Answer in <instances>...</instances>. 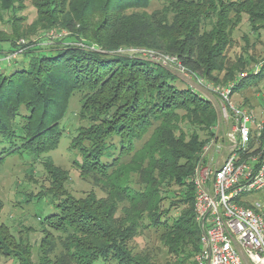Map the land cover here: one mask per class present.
Here are the masks:
<instances>
[{"label": "trees", "instance_id": "trees-1", "mask_svg": "<svg viewBox=\"0 0 264 264\" xmlns=\"http://www.w3.org/2000/svg\"><path fill=\"white\" fill-rule=\"evenodd\" d=\"M24 1L0 0V9L16 15ZM30 1L40 22L69 34L26 52L12 67L19 69L0 72V169L15 154L38 158L56 149L60 125L79 94L80 117L89 123L75 136L72 151L81 160L75 165L83 177L97 178L104 196L74 197L64 186L65 171L43 159L56 203L54 213L41 216L38 260H32L29 239L16 243L1 219L0 258L154 264L130 247L152 232L170 258L166 264H195L202 230L193 177L205 145L216 137L218 114L208 98L144 56L171 57L195 76L228 83L254 60L230 58L234 32L244 16L253 33L264 30V0ZM240 76L232 97L264 81V63ZM2 209L0 200V215Z\"/></svg>", "mask_w": 264, "mask_h": 264}, {"label": "rangeland", "instance_id": "rangeland-1", "mask_svg": "<svg viewBox=\"0 0 264 264\" xmlns=\"http://www.w3.org/2000/svg\"><path fill=\"white\" fill-rule=\"evenodd\" d=\"M159 7L160 4L153 5V9ZM38 19L37 11L30 0H25L21 7L17 4L16 15L0 9V41H7L0 42V72L8 74L19 69L12 67L20 65V61L23 60V55L26 52H31V50L41 45L47 48L48 42H57L68 36L69 32L67 30L58 27L50 29L49 26L44 25ZM233 39L234 42L228 53L230 58L237 59L244 55L245 59L250 58L249 60H251L253 58L254 60L247 63L243 70L236 73L232 81L225 84H217L211 80L195 76L193 73L184 70L181 64L180 67L170 62H164L162 58L164 56L143 51V53H149L148 56L143 55L145 58L159 62L171 73L181 78L184 83L191 86L194 91L208 98L216 108L219 123L216 130L218 131V137H214L208 143L214 141L216 146L220 145L222 148L220 153L217 154L216 146H214L205 155L207 163L211 167H217L225 160L228 152L226 147L227 134L231 132L233 126L231 117L228 120L223 117L221 111L223 103L220 101L219 95L214 92V89L228 87L243 72L248 75L249 72L259 71L264 63V30L253 33L248 17H243L241 25L234 32ZM12 42L16 44L13 45ZM28 43H31V45L28 46ZM178 85L180 86V83ZM79 100V94L71 100L68 116L64 119V123L60 125L63 138L56 149L38 158L29 156L22 159L24 157L21 158L15 154V156L6 159L5 164L0 169V200L3 204L0 215L1 222L8 226L16 243L19 242L20 237L29 239L32 245V260L34 262L38 260L40 242L43 237L40 228L41 216L44 217L47 214L54 213L55 210L52 209V204L56 203L54 201L56 199L48 194L52 178L49 177L40 164L42 161L51 159L55 166L65 171L67 179L64 181V186L66 191L74 197H84L91 191L96 192L100 197L104 196V193L100 190V184L96 182L97 178L94 175L83 177L77 165H75L81 162L76 152L72 151V149L74 150L75 136L78 128L81 126L87 127L89 123L88 120H82L80 117ZM230 102L235 107H241L253 113L258 120H261L264 117V81L248 84L245 88L236 92ZM31 161L33 164H31ZM44 193L46 196H40ZM251 200L261 203L264 215V191L255 194ZM130 247L138 253L149 254L154 264H166L170 260L161 246L158 236L152 232H143L135 237ZM57 252H60V248ZM0 264L18 263L13 256H8L1 257Z\"/></svg>", "mask_w": 264, "mask_h": 264}, {"label": "built area", "instance_id": "built-area-1", "mask_svg": "<svg viewBox=\"0 0 264 264\" xmlns=\"http://www.w3.org/2000/svg\"><path fill=\"white\" fill-rule=\"evenodd\" d=\"M162 58L175 64L174 58ZM235 83L214 89L223 103V117L233 121L225 160L217 167L207 163L205 155L216 146L211 141L204 147V160L193 177L196 220L202 230V250L195 264H264L262 205L250 201L264 191V121L231 104ZM221 148L216 146L217 154ZM247 202L252 207H247Z\"/></svg>", "mask_w": 264, "mask_h": 264}]
</instances>
